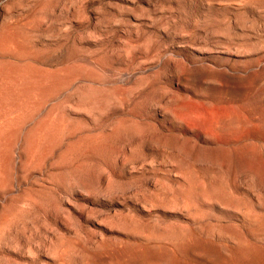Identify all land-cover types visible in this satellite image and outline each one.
Returning a JSON list of instances; mask_svg holds the SVG:
<instances>
[{
  "label": "rangeland",
  "instance_id": "rangeland-1",
  "mask_svg": "<svg viewBox=\"0 0 264 264\" xmlns=\"http://www.w3.org/2000/svg\"><path fill=\"white\" fill-rule=\"evenodd\" d=\"M0 264H264V0H0Z\"/></svg>",
  "mask_w": 264,
  "mask_h": 264
}]
</instances>
